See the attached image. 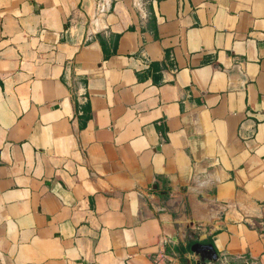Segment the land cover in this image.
<instances>
[{
    "label": "crops",
    "instance_id": "crops-1",
    "mask_svg": "<svg viewBox=\"0 0 264 264\" xmlns=\"http://www.w3.org/2000/svg\"><path fill=\"white\" fill-rule=\"evenodd\" d=\"M264 264V0H0V264Z\"/></svg>",
    "mask_w": 264,
    "mask_h": 264
},
{
    "label": "water",
    "instance_id": "water-1",
    "mask_svg": "<svg viewBox=\"0 0 264 264\" xmlns=\"http://www.w3.org/2000/svg\"><path fill=\"white\" fill-rule=\"evenodd\" d=\"M192 251L197 258L196 264H211L217 262L219 259L217 252L211 245L197 244L193 246Z\"/></svg>",
    "mask_w": 264,
    "mask_h": 264
}]
</instances>
